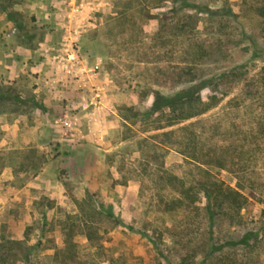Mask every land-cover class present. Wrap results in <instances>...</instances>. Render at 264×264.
<instances>
[{"label": "rangeland", "instance_id": "rangeland-1", "mask_svg": "<svg viewBox=\"0 0 264 264\" xmlns=\"http://www.w3.org/2000/svg\"><path fill=\"white\" fill-rule=\"evenodd\" d=\"M190 3L208 11L0 0V87L22 98L0 102V264H179L185 245L198 264H264V243L209 250L206 215L165 206L167 173L194 182L183 153L196 154L249 197L246 227L264 239V0ZM196 56L216 77L202 106L220 103L171 127L168 111L148 115ZM215 222L218 245L242 231Z\"/></svg>", "mask_w": 264, "mask_h": 264}, {"label": "trees", "instance_id": "trees-1", "mask_svg": "<svg viewBox=\"0 0 264 264\" xmlns=\"http://www.w3.org/2000/svg\"><path fill=\"white\" fill-rule=\"evenodd\" d=\"M168 1L173 5L170 10L173 12L177 10L176 7L178 5L179 7L182 5L184 8L192 10L194 12V17L202 10L208 11L207 8L202 9L199 5L190 3L191 0ZM185 63L188 67L187 76L189 77L184 79L181 89L173 95L168 96L159 91H155L152 112L148 114L150 115L158 112L165 113L168 111L169 115L167 120L169 122V127L200 116L220 103V99L217 95H213L209 97V104L206 107L202 106L203 99L201 91L207 86H210L209 84H212L211 82L216 78L204 79L199 76L200 69L205 65L202 57H190ZM232 72V70L227 69L222 74L221 78L228 79ZM227 95V91L223 93V97ZM3 101L22 103V98L13 88L0 87V102ZM133 116L135 117L136 114ZM158 122L159 121L153 123L155 125L152 130L156 131L162 129L160 125L156 126ZM173 134L174 131L168 133V135ZM183 155H185L187 161L195 163V168L199 173L194 178V182H188L183 177L167 173L173 196L169 202L166 203V209L169 211L185 209L188 212L194 211L198 214H202V217L206 215L208 220L207 225L204 224L203 230L205 232L204 235L206 234L209 240L207 241L209 250L219 247L225 248V246H227L251 251L261 246L264 243V239L259 238V231L246 227V221L242 214V211L248 210L247 208L250 204L249 197L245 195L241 189L232 188L219 180H213V175L209 170L203 169L202 163L199 162V157L196 154L185 152ZM220 218H225L226 222H229L230 225L242 229L240 233L231 237L224 245H218V243L214 241L216 231L215 220ZM185 248L187 251L181 255L179 264H198V254H196V251L191 252L188 250L189 246L186 245Z\"/></svg>", "mask_w": 264, "mask_h": 264}]
</instances>
